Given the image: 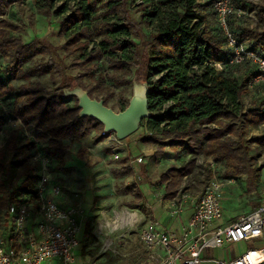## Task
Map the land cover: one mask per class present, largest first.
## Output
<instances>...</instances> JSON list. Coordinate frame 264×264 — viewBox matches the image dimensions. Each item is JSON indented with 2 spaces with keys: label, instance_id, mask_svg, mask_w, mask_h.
<instances>
[{
  "label": "trees",
  "instance_id": "trees-1",
  "mask_svg": "<svg viewBox=\"0 0 264 264\" xmlns=\"http://www.w3.org/2000/svg\"><path fill=\"white\" fill-rule=\"evenodd\" d=\"M13 1L20 0H0V16ZM132 1L137 3L138 0ZM141 1L136 4L141 7L140 22L151 28L143 47H151L152 52H143L146 62L141 71L148 88L150 116L142 120L147 121V129L140 141L157 148L165 143L180 160L177 166L170 165L159 174L157 186H164L165 198L172 197L181 178L194 171L195 159L201 154L213 158L222 178H239L245 174L247 186L251 185L257 168L251 167L256 157L249 154L250 143H255L260 153L264 151V134L246 139L250 132L264 124V102L248 109H244L242 103L248 92L246 83L255 75L253 67L246 61L236 65L227 63L229 53L215 20L212 0ZM125 4L127 6V0H79L68 15H64V7L54 13L60 25L59 34L65 39L63 47L67 55L84 49L70 65L81 70L75 76L77 87L87 91L91 98L102 99L112 109L114 106L108 104L112 92L103 88L108 83L131 86L138 63L135 58L138 43L127 29ZM233 4L248 7L241 1L233 0ZM35 6L48 12L51 8L48 0H35ZM101 8L104 11L97 14ZM255 16L257 23L252 28L246 25L234 30V22L240 18L235 16L229 24L239 41L264 54V9ZM18 31V25L0 18V59L5 60L0 69L4 76L0 78V101L8 100L7 96L15 91L10 101L11 114L0 116V125L5 120L18 119L33 137L21 142L17 131L11 130L0 146V221L8 230L13 222L8 213L11 203L32 196L38 164L29 159L39 142L43 146L38 150L49 158V170L53 159L62 169L72 142L80 141L91 132L102 131L99 121L78 115L77 101L67 104L63 89L45 95L38 86L22 83L14 89L10 85L31 75L32 71L24 68L29 54L33 49L37 52L44 48L24 43L15 35ZM91 43L93 47L86 51ZM105 59L108 60L106 66ZM218 62L224 63L221 70L211 64ZM40 66L42 73L51 68L50 65ZM238 72L241 78L236 76ZM86 76L91 77L93 85L83 83ZM103 90L102 98L94 94ZM128 100L122 99L119 111L127 106ZM102 140L101 135L95 137L96 143ZM125 168L129 173L130 168ZM142 199L140 191H134L128 208L145 215L147 209ZM90 230L88 222L86 232Z\"/></svg>",
  "mask_w": 264,
  "mask_h": 264
},
{
  "label": "rangeland",
  "instance_id": "rangeland-1",
  "mask_svg": "<svg viewBox=\"0 0 264 264\" xmlns=\"http://www.w3.org/2000/svg\"><path fill=\"white\" fill-rule=\"evenodd\" d=\"M48 1L51 5L49 12L44 9H38L35 6V0H20L13 1L8 6L5 14L0 16V18H7L19 26V31L15 35H19L24 43H30L32 47L36 48L41 45L44 47L41 51L37 52H35L37 49L32 48L34 52L32 50L29 54V60L25 63L24 68L32 71L31 75H26L19 81H12L10 85L14 89L22 83L38 86L39 91L45 95L53 94L55 90L60 88L65 92L67 104L73 105L77 100L69 92L77 87L75 76L81 70L78 67H70V65H73V61H76L84 49L67 55V51L63 47L65 39L59 34L60 25L54 13L56 9L64 7V15H68L75 10L79 0ZM236 1L245 3L248 6L246 9H250L252 6L249 0ZM136 4L132 0H127V6L125 4L126 20L128 22L127 29L128 31L130 30V36L133 41L138 43L135 48V58L138 63L135 64L137 67L132 76V84L131 86H115L112 83H108L106 84V88H103L112 92L108 104L114 106L113 110L116 112L119 111V103L122 99L130 98L132 85L134 83L146 82L141 71L142 65L146 62V56L143 52H152L151 47H143L144 43H146L145 36L147 33H150L151 28L145 27L140 22L141 7ZM103 11L104 9L101 8L97 11V14ZM242 17L245 18L240 20ZM234 25L238 29L239 26L245 27L246 25L252 28L256 24H253L252 18L247 13L245 16H241L239 20H236ZM92 47V43L88 44L86 51H89ZM4 63L5 60L0 59V69ZM107 64L108 60L105 59V66ZM40 65H50L49 67L51 68L48 72L42 73L40 71L42 66ZM241 75V72H238L236 76L241 78ZM3 77L0 70V78ZM83 83L85 85H93V81L89 76L83 78ZM66 86L69 87L65 88ZM104 93L103 90L101 92L96 91L94 94L102 98ZM14 94L15 91H12L11 95L7 96L8 100L4 102L0 101V116L7 117L11 114L12 106L10 103L13 101ZM262 102H264V93L260 86L257 90L255 87L248 90L242 100L244 109L251 108V105L257 107ZM9 120L1 122L0 146H2L11 130L17 131L21 142L25 139H33L30 131L21 126L20 120L17 119L13 122ZM263 125H260L258 130L250 132L246 136V139H249L252 135L264 134ZM146 129L147 121L144 120L139 124L136 131L126 138L119 140L117 146L122 147L123 151L119 153V159L117 160L113 159L112 147L110 148L108 145H105L103 141L95 142V137L99 135L96 132H91L80 141L71 143L70 149L65 156L66 163L62 169L58 168L57 161L53 159L50 167L51 178L60 184H67V188L64 189L66 204L80 205L87 214V219H90L94 215L92 213L98 209H103L107 211V215H110V210L113 207L120 208L126 206L128 208L127 203L134 199V191L139 190L143 196L142 204L147 209V213L144 215L145 218L150 215L157 224H164L176 229L181 223H185L189 211H184L177 216H170L162 205V202L158 200V198L165 194L164 186H157L159 174L170 165L177 166L179 159L174 157L165 143L159 145L158 148L156 145L142 144L140 139L146 135ZM65 142L68 143L67 140ZM39 144L37 149H41L43 146L40 142ZM249 147H252L251 149L255 148L252 143H250ZM147 149L151 151L148 152L146 151ZM251 149L249 152H252ZM255 151L257 155L262 154L260 150ZM138 157L142 159L140 162L136 160ZM207 157V155L201 154L196 158L205 161ZM122 158H126V160L122 161ZM29 161L32 162L31 159ZM254 166H256V160L251 165V167ZM125 167L130 168L129 173L124 171ZM239 180L240 183L232 185L230 188L228 187L226 189L228 192L221 196L223 217L218 221L220 224H226L234 220L246 213L255 204L254 201L247 203L246 198L248 194L242 192L244 190L243 183H245L244 176H240ZM197 190L195 188V191ZM96 217L98 215H95V219ZM0 222H2L1 227L5 228L6 225L3 221ZM139 232L140 229L137 232L131 233L128 237L119 241V243L113 244L110 249L103 253L100 251L101 243L94 234L86 235L83 241L82 238L78 237L79 245L73 251L74 264H155L147 260L148 254L142 247ZM260 243H254V240L231 242L220 248L206 250V257L209 259L234 258L246 249L261 248L262 245ZM42 264L59 263L53 260L51 263L44 262Z\"/></svg>",
  "mask_w": 264,
  "mask_h": 264
},
{
  "label": "built area",
  "instance_id": "built-area-1",
  "mask_svg": "<svg viewBox=\"0 0 264 264\" xmlns=\"http://www.w3.org/2000/svg\"><path fill=\"white\" fill-rule=\"evenodd\" d=\"M138 0L137 3H141ZM216 23L225 37L228 51L227 63L231 65L248 62L255 75L246 83L247 89L260 86L264 93V54L250 48L234 35L230 27L232 16H249L257 23L256 13L264 9V0H249L250 9L236 7L233 0H212ZM264 29V27H263ZM221 70L224 63H211ZM13 122L14 120H10ZM264 126V125H263ZM103 143L108 145L113 159H119L122 147L117 146L119 139L113 132L102 129L99 133ZM256 158V166L263 171L260 184L258 205L234 220L220 224L223 217L221 196L234 184L232 178L217 176L215 162L211 156L195 159L194 171L181 178L172 197L158 198L170 216H177L188 206L191 213L185 223L176 231L159 230L151 221L135 209L114 207L107 211L100 209L94 222V236L101 243L100 251L105 252L113 244L140 229L139 236L148 259L155 264H264V151ZM38 164L37 180L32 196L19 198L8 209L12 216V226L8 230L0 225V264H42L53 260L59 264H74V249L79 245L78 235L84 225L86 215L80 205L63 207L62 197L66 183H58L51 178L49 158L35 150L30 158ZM140 162L142 159H136ZM196 179L202 184L196 193L189 189L195 186ZM259 241L261 248L246 249L238 256L227 259H207L208 249L220 248L225 244L238 241Z\"/></svg>",
  "mask_w": 264,
  "mask_h": 264
},
{
  "label": "water",
  "instance_id": "water-1",
  "mask_svg": "<svg viewBox=\"0 0 264 264\" xmlns=\"http://www.w3.org/2000/svg\"><path fill=\"white\" fill-rule=\"evenodd\" d=\"M69 94L77 100L79 116L96 119L104 131L113 132L119 140L136 131L142 120L150 116L148 88L144 83L132 85L127 106L117 112L106 106L102 99L89 97L87 91L80 87H75Z\"/></svg>",
  "mask_w": 264,
  "mask_h": 264
},
{
  "label": "crops",
  "instance_id": "crops-1",
  "mask_svg": "<svg viewBox=\"0 0 264 264\" xmlns=\"http://www.w3.org/2000/svg\"><path fill=\"white\" fill-rule=\"evenodd\" d=\"M234 30H236V28H235V25H234ZM138 143H140V142H138ZM252 145H254L255 146V148L254 149H251L252 147H249V150L251 149L252 150V152H249V154L250 155H252V156H255L256 158H257V156H259V155H257V152L255 151V150H258L259 151V149H258V147L256 146V144L255 143H252ZM144 146V145H143ZM168 148V147H167ZM169 149V148H168ZM253 150H254V152H253ZM146 151H148V152H150L151 150L149 149H147ZM171 152V151H170ZM256 158H255V160H256ZM178 161H180V160H178ZM179 164V163H178ZM255 168H257L256 169V171H255V178H254V181H256V182H253L251 185H249V186H247V184H246V181H247V175H245V174H243V176H244V178H245V183H243V191L242 192H246L248 195H247V198H246V201H247V203H251L252 201H254L255 202V204L253 205V206H251L247 211H246V213L248 212V211H250V210H252V209H254L257 205H258V195H259V192H260V184H261V182H262V180H263V171L261 170V168L260 167H256L255 166ZM217 176H219V177H221V174L219 175V172H218V169H217ZM222 178V177H221ZM232 179H234L235 180V182H234V184H232V185H235V184H238V183H240V180H239V178H232ZM202 184V182L199 180V179H196V184H195V186H192L190 189H189V191L191 192V193H196V192H198V190H199V187H200V185ZM231 185V186H232ZM195 188L196 189H198L197 191H195ZM230 188V187H229ZM252 190V191H251ZM226 192H228V190H226L224 193H226ZM59 202H60V204L63 206V207H69V206H73V204L71 205V203L70 204H66V195L63 193L62 194V197H60V199H59ZM163 205V204H162ZM164 206V205H163ZM123 207H126V206H123ZM114 208V207H113ZM117 208H119V207H117ZM165 208V207H164ZM130 209H135V208H130ZM84 210V209H83ZM99 210V209H98ZM97 210V211H98ZM135 210H137V209H135ZM166 210V209H165ZM97 211H94L92 214H94L93 215V217L92 218H90V219H87V214L85 213V215H86V218H85V222H84V225H83V227H82V229H81V231H80V233H79V235H78V237L79 238H82V241H83V239H84V237L86 236V235H88V234H94L93 233V228H94V222H95V220L99 217H96V219H95V215H97ZM137 211H139V210H137ZM184 211H189V214H188V217L190 216V213H191V211H190V209H189V207L188 206H185V208H184V210L182 211V212H184ZM109 212V211H108ZM140 212V211H139ZM141 213V212H140ZM143 214V213H142ZM144 215V214H143ZM188 217L186 218V219H188ZM146 221L147 222H149V221H151V222H153L154 224H155V226L159 229V230H168V231H176V230H178V228L176 229V228H170V226H165L164 224H157V222L155 221V220H153L152 219V217L149 215V216H147V218H146ZM90 223V226H91V230H90V232L89 233H87L86 232V226H87V223ZM181 224H183V223H181ZM159 225V226H158ZM254 243H259V241H254ZM204 257L205 258H207V259H209L208 257H206V252L204 253ZM213 264L211 261H207L206 263H204V264Z\"/></svg>",
  "mask_w": 264,
  "mask_h": 264
},
{
  "label": "bare ground",
  "instance_id": "bare-ground-1",
  "mask_svg": "<svg viewBox=\"0 0 264 264\" xmlns=\"http://www.w3.org/2000/svg\"><path fill=\"white\" fill-rule=\"evenodd\" d=\"M258 254H260L261 256H264V251H261V252L258 253Z\"/></svg>",
  "mask_w": 264,
  "mask_h": 264
}]
</instances>
